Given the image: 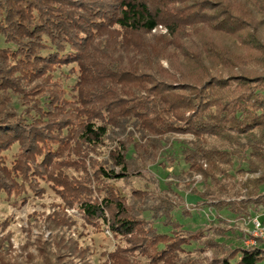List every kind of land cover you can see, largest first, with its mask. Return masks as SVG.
Returning <instances> with one entry per match:
<instances>
[{
	"label": "trees",
	"instance_id": "trees-1",
	"mask_svg": "<svg viewBox=\"0 0 264 264\" xmlns=\"http://www.w3.org/2000/svg\"><path fill=\"white\" fill-rule=\"evenodd\" d=\"M0 36V191L25 202L46 182L64 201L26 264H90L66 207L126 243L109 264H143L134 252L145 264H264V238L219 239L235 221L189 229L174 214H191L179 179L193 208L236 218L264 209V0H0ZM70 63L67 98L53 73ZM177 134L191 138L180 139L187 168L176 180L120 194L111 180L143 177ZM107 140L106 157L90 155ZM247 172L258 174L237 178ZM8 256L0 250V264Z\"/></svg>",
	"mask_w": 264,
	"mask_h": 264
},
{
	"label": "rangeland",
	"instance_id": "rangeland-1",
	"mask_svg": "<svg viewBox=\"0 0 264 264\" xmlns=\"http://www.w3.org/2000/svg\"><path fill=\"white\" fill-rule=\"evenodd\" d=\"M160 32H164L163 27H159ZM0 45H4L3 38L0 36ZM166 65V63H163ZM54 79L61 82L65 89V97L70 98L73 91L71 90L72 84L77 77V66L74 63L63 64L57 67L53 73ZM21 109V107H18ZM171 144L167 145L162 151L161 157L157 163L149 166V169L143 170V177H130L127 181L111 180V183L117 188L120 194L129 196L131 187L140 189H156L165 188V182L173 178L176 180V175L182 170L187 168L181 161L180 150L183 146L181 138H191L189 134H177L175 135ZM113 142L107 140L105 145L98 147L99 154H90L96 158H103L107 156L110 146ZM17 150V145H14L10 150L6 151V158L9 161L12 158L13 153ZM165 156L174 157L173 163H167L163 158ZM164 162L166 165L161 166L158 163ZM238 163L237 158H234V166ZM242 166H246L245 162L241 163ZM236 168H234L235 170ZM256 173H244L243 175H237V178L245 179L247 176L254 177ZM175 177V178H174ZM196 180L195 186L198 189H202L201 175H194ZM177 190L181 193L185 200V206L191 207V214L189 216L180 215V210L175 211L177 220L184 224V227L189 229H196L200 226L213 224L217 222L220 217L228 219L229 224H233L235 221L238 224V228L233 232H228L226 238L219 237V239H225L231 241L233 244L249 245L254 244V236L263 238L259 235L257 222L264 224V209L252 210L249 215L236 218L224 211L217 212L211 207L193 208L192 206L198 200L195 194H192L185 188V181L179 179ZM41 186L44 188L43 192L39 195H35L32 192L27 194V200L21 201V197H7L4 192L0 191V250H6L9 252V260L5 262L7 264H26V259H36L38 256L30 257L37 254V248L32 241L38 238L47 240L50 236V230L48 229V221L45 220L46 216L55 210H62L64 201L61 196L55 192V190L46 182H41ZM57 204L58 207H57ZM66 214L73 220L69 231L74 238L78 240L80 246H89V261L90 264H109L107 260V253L116 248V246H125L126 243L120 238L112 236L110 230L102 225V230H96L90 224L84 222L80 214L75 208H64ZM146 217H149V212H144ZM155 226L162 231H167L169 227L162 226L159 222H155ZM249 233L250 236H246L245 233ZM31 241V242H30ZM193 246V245H192ZM191 248V247H189ZM131 260L139 261L143 264L147 260L138 253H130ZM32 255V256H33ZM207 256L210 253H206Z\"/></svg>",
	"mask_w": 264,
	"mask_h": 264
},
{
	"label": "built area",
	"instance_id": "built-area-1",
	"mask_svg": "<svg viewBox=\"0 0 264 264\" xmlns=\"http://www.w3.org/2000/svg\"><path fill=\"white\" fill-rule=\"evenodd\" d=\"M255 226L257 227L259 235L264 238V224L257 222Z\"/></svg>",
	"mask_w": 264,
	"mask_h": 264
}]
</instances>
